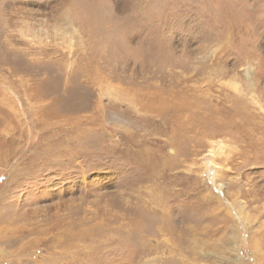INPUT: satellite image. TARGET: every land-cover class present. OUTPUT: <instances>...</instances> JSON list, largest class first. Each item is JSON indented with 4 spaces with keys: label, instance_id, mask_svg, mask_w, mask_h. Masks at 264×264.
Listing matches in <instances>:
<instances>
[{
    "label": "rangeland",
    "instance_id": "rangeland-1",
    "mask_svg": "<svg viewBox=\"0 0 264 264\" xmlns=\"http://www.w3.org/2000/svg\"><path fill=\"white\" fill-rule=\"evenodd\" d=\"M0 264H264V0H0Z\"/></svg>",
    "mask_w": 264,
    "mask_h": 264
}]
</instances>
